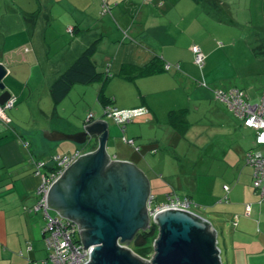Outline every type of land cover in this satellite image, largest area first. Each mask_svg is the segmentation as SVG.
Instances as JSON below:
<instances>
[{
    "label": "crops",
    "instance_id": "crops-1",
    "mask_svg": "<svg viewBox=\"0 0 264 264\" xmlns=\"http://www.w3.org/2000/svg\"><path fill=\"white\" fill-rule=\"evenodd\" d=\"M106 3L109 11L102 12V0H0V62L5 64L9 74L17 67L41 68L42 73L48 69L51 74L41 79L48 87L45 93L48 96L49 86L58 74L95 41L104 70L110 72L109 78L117 75L120 77L117 80L126 82L121 89L116 88L109 103L117 108H147L146 113L120 131L103 115L107 102L99 96V106L93 105L83 121L63 119L55 112H47L44 106L39 109L42 119L32 130L18 129L12 120V117L17 118L15 114L11 117L8 113V124L0 119V264H50L42 236L45 216L41 209L35 208L36 189L43 176L41 170H46L48 165L38 169L35 163L37 160L50 163L51 155L59 154L58 151L71 154L82 149L71 141L46 139L47 131L65 134L80 131L90 113V121L105 119L109 130L106 143L109 163L112 160L133 163L145 175L148 195H154V199L171 193L173 186H170L163 160L168 149L177 151L190 130L183 133L179 124L170 123L171 112L182 114L181 120L187 119L191 116L187 105L193 103L192 115L209 114L220 126L232 128L234 139L230 148L241 159L245 160L247 150L255 147L254 135L248 149L240 145L241 142L249 145L247 140L254 131L242 125L215 92L235 87L244 92L249 103H257L262 94L258 101L251 102L243 86L221 84L217 82L218 76L205 68L213 67V71L221 64L217 59L225 43L214 31L216 26L237 25L243 21L251 26L255 35L264 38V0H215V7L222 9L220 14L200 0H106ZM116 23L118 27H111ZM226 43L233 45L230 40ZM58 44L62 49L56 52ZM193 45H197L204 56L201 67L193 62ZM154 60L167 62L171 67L166 71L139 73V69ZM23 83L21 95L27 88L36 95L34 87L41 86L39 80L38 84L30 83V77ZM33 100L37 102L35 97L31 98ZM196 133L199 135L198 131ZM123 136L134 139L135 144L124 142ZM251 176L252 170L242 171L237 183L227 192L223 185L228 183L223 181L219 195L209 191V197L220 201V195L227 193L226 200L231 195L232 212L227 213L235 217L250 203L254 219L264 226V201L258 200ZM194 194L199 199L200 190L196 189ZM211 202L206 201L207 205ZM47 210L58 215L53 208L47 207Z\"/></svg>",
    "mask_w": 264,
    "mask_h": 264
},
{
    "label": "rangeland",
    "instance_id": "rangeland-1",
    "mask_svg": "<svg viewBox=\"0 0 264 264\" xmlns=\"http://www.w3.org/2000/svg\"><path fill=\"white\" fill-rule=\"evenodd\" d=\"M226 25L228 24H221L216 26L217 29L214 28V31L218 32V38L225 43L217 59V62H221V64L213 71V67L209 68L207 66L205 69L208 73L217 75V82L221 84L232 83V85L243 86L251 102H256L264 91V60H257L258 58L254 54L255 47L259 42L255 33L251 31V26L246 25L243 21L237 25L230 24L228 27ZM111 27H118V25L116 23ZM228 40L233 45H227ZM70 41L71 38L67 40V45ZM59 46L60 44L55 48L56 52L61 51L62 47ZM96 50L92 58L96 62L97 69L104 71L100 49ZM44 71L42 73L41 68L34 70L27 66L17 67L13 74L8 73L4 78L6 88L12 92V95L16 96L14 106L6 109L5 112L7 115L9 113L11 117L15 114L17 118L24 122H17L19 119L12 117L18 129L32 130L34 125L36 126L39 120L42 119L39 109L43 106L47 112H55L63 119L83 121L93 105L99 106L97 97L100 91L105 96L112 98L116 88L121 89V85L126 84L125 81L117 80L120 79L117 75L106 81L99 80L89 84L75 83L67 96L62 101L54 104L50 94L45 96V93H48V87H45L41 82L43 75H50L51 72L48 69H44ZM28 77H30V83L35 81L38 84V80L41 83V86L34 87L36 95L28 88L21 95L22 89H24L23 82ZM43 93L44 97H42ZM32 97L36 98V103H34V100L31 101ZM219 103L226 107L225 104ZM187 106L191 111V116L179 121V130L183 133L188 128L190 130L183 138L184 140L177 151H175L176 149H168L163 160L166 175L169 176L172 184L170 186H173L170 192L179 197L188 196L191 198L193 202L191 209L211 224L216 237V246L221 264H264V226L258 222V219H254L252 212L246 215L245 209L243 213H238V217L232 216V213H227L228 210L232 212L231 204L233 201L231 195L226 200L223 192L224 195H220V201L214 197H209V191L219 195L218 189L221 188L223 181H226L229 187H233L242 171L250 172L251 170L244 162L245 160L241 159L238 154H234L233 149L230 148L234 139L232 128L227 129L220 126L219 122L211 119L209 114L194 113L192 115L194 112L193 103ZM110 123L113 128L116 126L118 131L121 130L120 125L115 124L113 121H110ZM11 125H9L10 129H12ZM196 131L199 132V135ZM201 131L205 133L201 134ZM253 135L254 133L252 138L247 140L249 145L244 142H241L240 145L248 149L252 144ZM185 139L191 141L192 144ZM92 143L95 142L87 141L78 144V146L83 151L90 147ZM58 152L59 154L64 153ZM196 189L200 190L199 199L194 197ZM166 195L153 199L152 205L166 201ZM211 200V204L207 205ZM50 213L54 215L56 212L50 210ZM129 246L135 255L145 261L151 259L154 252L152 246L137 249L132 243ZM47 264L49 263L47 262Z\"/></svg>",
    "mask_w": 264,
    "mask_h": 264
},
{
    "label": "water",
    "instance_id": "water-1",
    "mask_svg": "<svg viewBox=\"0 0 264 264\" xmlns=\"http://www.w3.org/2000/svg\"><path fill=\"white\" fill-rule=\"evenodd\" d=\"M0 62V104L11 94ZM50 141L68 140L77 144L95 142L49 186L46 206L60 217L78 225L80 237L89 248L84 264H221L211 224L193 213L167 209L150 220L146 210L148 181L143 172L126 160H112L106 150L109 137L105 119L90 121L75 133H44ZM150 222L158 226L154 252L142 260L128 247L138 229ZM125 244L126 246H123Z\"/></svg>",
    "mask_w": 264,
    "mask_h": 264
},
{
    "label": "built area",
    "instance_id": "built-area-1",
    "mask_svg": "<svg viewBox=\"0 0 264 264\" xmlns=\"http://www.w3.org/2000/svg\"><path fill=\"white\" fill-rule=\"evenodd\" d=\"M102 3V12L109 11L106 0H102ZM68 30L71 31V28H68ZM191 50L194 54V62L201 66L204 56L200 48L197 45H193ZM168 67L169 64H167ZM215 95L241 119L245 127L254 131V146L258 148L253 147L247 150L245 163L251 167L252 186L257 190L259 200L264 201V92L257 103L247 102L244 92L238 88H230L227 91L216 90ZM15 102L16 97L10 95L7 100L0 104V119L3 123L8 124L10 122V118L5 110L13 107ZM103 112L106 117H109L123 129L126 123L146 113L147 108L138 106L119 109L112 106H105ZM91 116L92 114L90 113L88 118ZM122 140L131 145L135 144L132 138L123 136ZM81 153L80 150H75L71 154H55L52 157V161L56 164V169L43 175L41 183L36 189L38 199L35 208L41 209L45 216L44 231L47 234L45 243L47 245V257L50 264H84L89 259V248H92V245L83 248L84 245L77 223L69 218L60 217L59 215H50L46 206V194L49 186ZM223 189L227 192L229 185H223ZM224 197L227 199V193ZM153 199L154 195L150 194L146 200V210L150 220H152L157 212L167 209L182 210L197 215L191 209L193 202L188 196L179 197L169 193L166 195V201L156 203L155 205H152ZM251 211L250 203L245 204V214L249 215ZM75 232L79 234V240L76 239ZM122 245L126 246L125 244Z\"/></svg>",
    "mask_w": 264,
    "mask_h": 264
},
{
    "label": "trees",
    "instance_id": "trees-1",
    "mask_svg": "<svg viewBox=\"0 0 264 264\" xmlns=\"http://www.w3.org/2000/svg\"><path fill=\"white\" fill-rule=\"evenodd\" d=\"M200 1L209 4L210 8L213 11H215V13H217V14H220L222 12V9L215 7V0H200ZM256 39L258 40L259 44L255 47L254 54L256 57L264 59V38L258 37L256 35ZM95 50H96V43H95V41H93L88 46H86L81 51V53L75 58V60L71 64H69L53 80V82L49 86V93H50V97H51L54 104L62 101L67 96V94L69 93V91L71 90L72 86L75 83L89 84V83L96 82L99 80H104V81L108 80V78L110 77V72L108 71V69H105L104 71L98 70L96 62L92 58ZM192 54H193V52H192ZM193 62H194V54H193ZM203 63H204V59H203ZM167 64H168L167 62L161 63V62H158L157 60H154L151 63H148V64L144 65V67L139 69V73L150 74V73H154V72L166 71L169 67H171V65L169 64V67L167 68ZM196 65H198V64H196ZM198 66L201 67L200 65H198ZM233 88H235V87H233ZM227 90L228 89L223 90V91H227ZM239 90H241V89H239ZM244 96L247 100V97L245 94H244ZM99 97L107 102V104H105L104 107L105 106L115 107L112 104H110L111 103L110 97L105 96L102 91L99 92ZM103 109H102V113L104 115ZM119 109H123V108H119ZM181 112H183V115H184V110ZM181 115L182 114H174V112H171L169 117H168L169 122L172 123L173 125L179 124V121H182ZM241 123H242V121H241ZM242 125H243V123H242ZM94 147H95V143H92L90 145V147H88L87 149L91 150ZM77 150H79V149H77ZM85 151H86V149H84V151H81V152L83 153ZM54 155L55 154L51 155L50 161H49L50 163H47L45 161L42 163L40 160L36 161L35 166L38 167V169L40 166L45 168V166L48 165V168L46 170L43 169L44 172L41 170L43 175H45L47 172H50V171L56 169V164L52 161V157ZM157 233H158V226L156 224L150 222L146 227L138 229V231L133 235L131 241L129 242V245H130V243H132L136 247V249L142 248V247H147V246H152L153 240L157 236ZM42 236H43V240H45V237L47 236L45 231L43 232ZM75 237L77 240L80 239L79 234L76 232H75Z\"/></svg>",
    "mask_w": 264,
    "mask_h": 264
}]
</instances>
